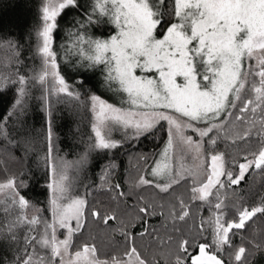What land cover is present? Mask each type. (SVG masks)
<instances>
[{"label": "snow or ice", "instance_id": "6c2138e0", "mask_svg": "<svg viewBox=\"0 0 264 264\" xmlns=\"http://www.w3.org/2000/svg\"><path fill=\"white\" fill-rule=\"evenodd\" d=\"M73 13L70 63L98 69L118 103L62 72L54 34ZM38 17L30 58L0 34V99L11 97L0 112V264H248L264 251V194L250 201L243 187L259 175L264 188V0H40ZM105 26L104 38L89 32ZM56 105L89 114L75 160L60 154ZM161 132L129 190L109 179L114 162L99 184L81 178L91 153ZM41 182L43 203L29 195ZM133 196L138 232L124 219Z\"/></svg>", "mask_w": 264, "mask_h": 264}, {"label": "trees", "instance_id": "16d2710c", "mask_svg": "<svg viewBox=\"0 0 264 264\" xmlns=\"http://www.w3.org/2000/svg\"><path fill=\"white\" fill-rule=\"evenodd\" d=\"M39 6L40 0H0V34L18 40L23 46L24 53L29 58L31 57V50L35 48L34 33L39 23ZM62 25L61 22L59 31L54 34L55 42L53 45V48L58 51L62 72L75 76L74 84H79L80 81H83L82 88L80 89L82 92L91 91L106 97L105 86L103 85L102 87L104 88H99L98 83L94 80V76L85 74L84 72H75L74 69L71 72L66 70L58 47V40L64 33ZM3 56L4 52L0 51V58ZM29 63H32L31 59H29ZM35 63H39V58H37ZM34 95L39 96V92L34 90ZM10 99L11 97L0 99V112L7 110ZM29 103L31 105L30 122L39 129L43 126L44 122L43 113L39 110V102L38 100H30ZM55 107L54 129L59 138V147L62 150L60 154L67 156L69 160H75L85 148V144L81 143V139H87L89 114L83 111L78 115L70 113L63 105H56ZM119 135L116 134L114 136L119 138ZM164 138L165 134L161 132L157 139H153L152 137H148L147 139L141 138L139 141L132 142L131 146L125 145V147L113 150L112 152H93L89 157L84 172L81 173V178L84 179L85 183H92L94 181L96 184H99L101 169L106 167L110 162H114L116 167L111 169L109 179L112 183H120L124 190H129L138 175L136 158L141 154L148 155L150 157V164L152 154L160 151ZM33 171L38 170L34 167ZM243 187L245 191L249 192L250 201L258 199L255 195L257 192L264 194V188H261V177L259 175L248 177ZM43 191V182L40 184L33 183L29 195L34 200H39L43 203L45 200ZM80 191L83 192L84 189L80 188ZM89 199L91 200V197ZM96 199L106 200V197L97 195ZM134 202L135 197H130L125 208L128 215L124 219L126 222L131 221L128 228L129 231L138 232L140 224L133 219L134 214L131 208ZM157 222V218H153L150 221L152 224H156ZM110 224H113V222H110ZM257 225L264 226L261 224V221H257ZM117 226L113 224V227ZM90 227L95 231L94 225ZM114 235L118 236V233H114ZM248 264H264V251L254 252L249 257Z\"/></svg>", "mask_w": 264, "mask_h": 264}, {"label": "rangeland", "instance_id": "374dc122", "mask_svg": "<svg viewBox=\"0 0 264 264\" xmlns=\"http://www.w3.org/2000/svg\"><path fill=\"white\" fill-rule=\"evenodd\" d=\"M81 2H83V0H81ZM74 18L78 19V17L75 16V13H73L72 15H69L66 18L62 19V24H63L62 25V29H63L62 31L64 33L61 35V38L58 40V47H59L60 52H61L62 61L64 63L66 70H68L70 72L73 71V69L75 72H78L77 69L79 67L78 65L73 66L70 63V59L76 58L75 55H72L71 57H69L68 53L65 52V48L70 49L71 45H72V40L70 37H68V32H69V24H71V22ZM89 32L92 33L93 35L97 36V37L104 38V37L100 36V33L103 32V33H105V35H110L112 32V28L105 26V27L101 28L99 31H95V32L93 31V29H89ZM79 72H84L85 74H89V75L94 76V80H96V83H98L99 88H104V87H102L104 85L102 83L103 76L99 73L98 69L97 70L80 69ZM105 91L107 92V94H105L106 97L101 95V97L103 99H107V100H109V102H113V103L119 102V97L116 96L114 93L110 92L106 87H105ZM98 95H100V94H98ZM116 134H119V133H113V135H116Z\"/></svg>", "mask_w": 264, "mask_h": 264}]
</instances>
